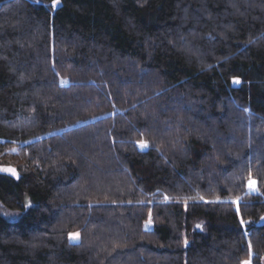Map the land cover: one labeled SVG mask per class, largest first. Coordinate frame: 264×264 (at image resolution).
<instances>
[{"label":"trees","instance_id":"obj_1","mask_svg":"<svg viewBox=\"0 0 264 264\" xmlns=\"http://www.w3.org/2000/svg\"><path fill=\"white\" fill-rule=\"evenodd\" d=\"M52 4L0 0V264H264V0Z\"/></svg>","mask_w":264,"mask_h":264},{"label":"rangeland","instance_id":"obj_2","mask_svg":"<svg viewBox=\"0 0 264 264\" xmlns=\"http://www.w3.org/2000/svg\"><path fill=\"white\" fill-rule=\"evenodd\" d=\"M236 81L240 82V80L238 78H233L231 82H232L233 85H236V84L239 83V82L237 83ZM0 212H1L2 216L4 218L8 219V220H14V219L18 218L22 214V211L9 210V209H7L5 207L0 208ZM69 239L72 242L78 241L79 233L78 232H71L69 234Z\"/></svg>","mask_w":264,"mask_h":264},{"label":"snow or ice","instance_id":"obj_3","mask_svg":"<svg viewBox=\"0 0 264 264\" xmlns=\"http://www.w3.org/2000/svg\"><path fill=\"white\" fill-rule=\"evenodd\" d=\"M58 2H59V0H53V4H52V6L53 7H56V5L58 4ZM237 83L239 82V81H236ZM141 146L142 147H146L147 145H146V142H141ZM7 171H11V172H13V174H15L14 173V170L13 169H6ZM254 186H255V182L254 181H249V187L250 188H254ZM242 223H243V221H242ZM197 227H199V225L197 226ZM242 264H249V262H247V261H245V262H242Z\"/></svg>","mask_w":264,"mask_h":264}]
</instances>
